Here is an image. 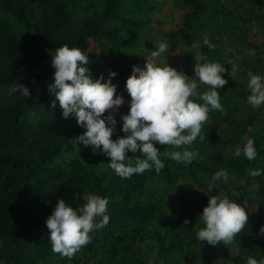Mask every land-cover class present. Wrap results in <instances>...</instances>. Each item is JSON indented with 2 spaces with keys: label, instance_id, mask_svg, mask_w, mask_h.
I'll list each match as a JSON object with an SVG mask.
<instances>
[{
  "label": "trees",
  "instance_id": "1",
  "mask_svg": "<svg viewBox=\"0 0 264 264\" xmlns=\"http://www.w3.org/2000/svg\"><path fill=\"white\" fill-rule=\"evenodd\" d=\"M166 2L183 11L168 42H186L187 62L195 60L193 41L206 34L216 46L201 50L228 69L235 64L236 74L222 73L224 110H210L202 127L205 139L192 145L199 156L186 165L164 155L173 146L157 142L163 169L121 177L103 151L75 141L84 131L76 116L65 117L58 99L52 106V55L67 43L90 56L93 77L104 73L107 79L116 70L112 80L125 102L115 113L113 138L124 135L120 114L131 99L126 79L134 63L143 66L158 48L154 37L161 20L153 14ZM256 31L261 42L251 38ZM249 70L264 74V0H0V264H148L152 257L156 264H245L246 253L264 257V236L257 235L264 224V174L248 172L264 168V105L247 102ZM193 78L198 91L210 87ZM15 81L31 95L9 94ZM245 135L255 138V160L234 154ZM220 168L235 178L219 181L211 194L249 200L252 208L233 241L213 245L195 233L209 199L203 189ZM86 192L108 197V225L93 230L71 257L53 251L47 216L61 197L82 206Z\"/></svg>",
  "mask_w": 264,
  "mask_h": 264
},
{
  "label": "clouds",
  "instance_id": "2",
  "mask_svg": "<svg viewBox=\"0 0 264 264\" xmlns=\"http://www.w3.org/2000/svg\"><path fill=\"white\" fill-rule=\"evenodd\" d=\"M202 45L209 48L216 45L206 34L191 45L195 57L194 77L210 86L204 91H198V80L193 75L178 70L168 61L158 62L145 56L143 66L132 65L125 84L131 97L128 101L130 108L120 114L124 135L113 138L118 123L115 113L125 102L123 94H116L117 84L112 80L117 75L116 70L111 69L107 79L104 73L93 77L87 66L90 56L79 46L64 43L57 46L52 55L54 79L48 82V91L55 97L52 106L55 107L58 99L65 117L76 116L84 131L75 136V141L80 146L91 145L93 151H103L111 158L110 167L121 177H131L152 168L157 172L163 169L165 161L157 142L173 146L164 155L187 165L199 156L192 145L197 138L205 139L202 127L210 110H224L219 88L227 83V77L222 73L230 72L232 77L236 74L235 64L228 69L219 60L210 59L201 50ZM168 49V42L161 40L158 48L151 51V56L160 57ZM247 87L250 90L247 102L254 107L264 105V74L249 70ZM16 92L25 97L31 95L29 87L17 81L9 88V94ZM106 109L111 111L105 115ZM129 150L142 155H129ZM241 153L249 160L256 159L258 152L254 137H243L234 154ZM248 172L255 177L264 174V168H249ZM230 176L228 169L220 168L203 189L209 199L199 214L202 224L195 233L199 240L213 245L221 241L228 244L249 221L252 208L249 200L241 203L227 194H211L219 181L227 182ZM83 198L85 203L82 206L73 207L61 197L47 216L53 251L71 257L92 239L93 230L108 225V197L86 192ZM184 223H189L187 217ZM257 235L264 236V224L260 225ZM148 264H156L155 257L149 258ZM245 264H264V257L246 253Z\"/></svg>",
  "mask_w": 264,
  "mask_h": 264
},
{
  "label": "rangeland",
  "instance_id": "3",
  "mask_svg": "<svg viewBox=\"0 0 264 264\" xmlns=\"http://www.w3.org/2000/svg\"><path fill=\"white\" fill-rule=\"evenodd\" d=\"M153 17H155V20L159 19L161 20V23L159 25H156L161 31L157 32L154 37V42L156 46H158L159 42L161 40L167 41L170 36V30L171 29H177L182 24V18H183V11L179 10L178 8L174 7L171 2H166L163 5H160L158 8V11L153 14ZM255 29H253V32ZM251 38L255 42H261L263 40L262 35L258 34L257 31L251 36ZM169 49L162 53L163 58L157 59L156 57H150L149 59H155L158 62H167L171 64L172 66L176 67L178 70H183L189 75H193L194 72V63L193 62H187L186 55L188 53V47L186 45V42L181 40L178 44L174 45L169 43ZM95 48V47H94ZM146 60V57H145ZM239 67V65H237ZM118 94V93H116ZM124 104V103H123ZM122 104V105H123ZM121 107L118 106V109ZM229 254L233 255L235 253V250L233 248H229ZM229 264H232L231 262Z\"/></svg>",
  "mask_w": 264,
  "mask_h": 264
}]
</instances>
